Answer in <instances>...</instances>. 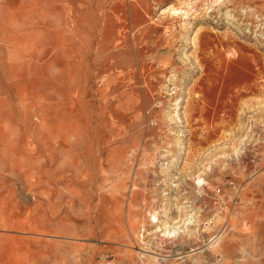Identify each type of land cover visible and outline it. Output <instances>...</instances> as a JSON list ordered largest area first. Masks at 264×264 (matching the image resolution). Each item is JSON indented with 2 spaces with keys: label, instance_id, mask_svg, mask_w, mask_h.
Returning <instances> with one entry per match:
<instances>
[{
  "label": "rangeland",
  "instance_id": "1",
  "mask_svg": "<svg viewBox=\"0 0 264 264\" xmlns=\"http://www.w3.org/2000/svg\"><path fill=\"white\" fill-rule=\"evenodd\" d=\"M0 264H264V0H0Z\"/></svg>",
  "mask_w": 264,
  "mask_h": 264
},
{
  "label": "bare ground",
  "instance_id": "2",
  "mask_svg": "<svg viewBox=\"0 0 264 264\" xmlns=\"http://www.w3.org/2000/svg\"><path fill=\"white\" fill-rule=\"evenodd\" d=\"M201 181H202V180H199L198 182H200V183H201ZM173 233H175V232H173ZM169 235H171V234H169Z\"/></svg>",
  "mask_w": 264,
  "mask_h": 264
}]
</instances>
